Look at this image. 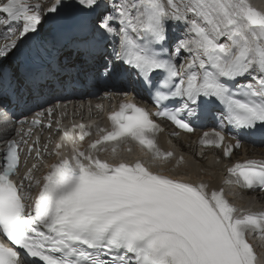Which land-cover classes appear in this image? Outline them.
<instances>
[{
  "label": "bare ground",
  "instance_id": "bare-ground-1",
  "mask_svg": "<svg viewBox=\"0 0 264 264\" xmlns=\"http://www.w3.org/2000/svg\"><path fill=\"white\" fill-rule=\"evenodd\" d=\"M103 1L106 2V0ZM160 1L164 10L171 8L167 0ZM173 1L177 2V0ZM128 4L129 7L124 9L120 19L124 16H128L131 20H134L135 14L130 9L131 3L128 2ZM249 5L251 7H258V11L260 12L259 14L264 17V0H249ZM197 9L205 15H214L215 24H182L185 25L187 31H189V35H191V39L187 41L186 45H188L191 53L195 55H197L199 47H204L209 44L211 45L212 43L225 45L229 35L235 33L236 31L244 34L249 24H242V22L238 21V18L243 22L253 23L250 24L252 28L255 27L254 24H257L251 19L250 13L242 11L243 5L239 2V0H201ZM227 17L232 19V24L227 22ZM203 21L205 22L204 18ZM240 43H244L248 46L246 38H243ZM2 130L3 127L0 120V131ZM189 164L195 167L180 168L178 170L190 171L194 177H199L200 181H207L211 185L213 184L214 180L212 177H205L204 175L198 174L200 171L199 165L192 162H189Z\"/></svg>",
  "mask_w": 264,
  "mask_h": 264
},
{
  "label": "rangeland",
  "instance_id": "rangeland-1",
  "mask_svg": "<svg viewBox=\"0 0 264 264\" xmlns=\"http://www.w3.org/2000/svg\"><path fill=\"white\" fill-rule=\"evenodd\" d=\"M47 1H48V0H47ZM106 1H108V0H106ZM193 3H198V4H196V6H195L196 8H198L199 5H200V0H194ZM200 15L203 17V12H201Z\"/></svg>",
  "mask_w": 264,
  "mask_h": 264
}]
</instances>
